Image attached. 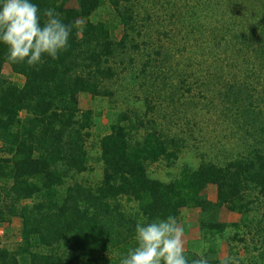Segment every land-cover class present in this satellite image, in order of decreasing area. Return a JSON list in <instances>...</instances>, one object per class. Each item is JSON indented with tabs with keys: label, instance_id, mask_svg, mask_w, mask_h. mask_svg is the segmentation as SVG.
<instances>
[{
	"label": "trees",
	"instance_id": "trees-1",
	"mask_svg": "<svg viewBox=\"0 0 264 264\" xmlns=\"http://www.w3.org/2000/svg\"><path fill=\"white\" fill-rule=\"evenodd\" d=\"M30 2L73 28L67 49L35 66L9 63L0 43V228L20 223L0 264H120L137 223H179L183 209L199 213L209 264H264V0ZM105 7L115 20H94ZM81 94L115 107L106 134ZM185 153L195 162L174 179L151 175ZM224 209L240 222L222 221Z\"/></svg>",
	"mask_w": 264,
	"mask_h": 264
},
{
	"label": "clouds",
	"instance_id": "clouds-1",
	"mask_svg": "<svg viewBox=\"0 0 264 264\" xmlns=\"http://www.w3.org/2000/svg\"><path fill=\"white\" fill-rule=\"evenodd\" d=\"M41 16L45 19L41 22ZM79 24V21L76 22ZM73 25L65 24L54 8L41 10L30 0H0V43L7 47L9 63L35 66L43 56L58 58L67 49ZM183 228L169 215L137 223L135 246L120 264H209L202 253L189 262L185 255ZM224 264H239L230 256Z\"/></svg>",
	"mask_w": 264,
	"mask_h": 264
},
{
	"label": "rangeland",
	"instance_id": "rangeland-1",
	"mask_svg": "<svg viewBox=\"0 0 264 264\" xmlns=\"http://www.w3.org/2000/svg\"><path fill=\"white\" fill-rule=\"evenodd\" d=\"M94 20H105L112 22L114 17L111 14L109 8H102L95 16ZM116 36L120 37V31L116 32ZM4 74L11 81H14L18 84L24 82L22 76L12 73L11 69L6 66L4 69ZM80 107L83 111L92 110L96 115V125L93 129L96 136L104 135L109 131V125L115 120V107L110 105L107 101L101 99H94L91 95L81 94L80 95ZM215 136L222 139V130L216 129ZM218 138V139H219ZM199 140L203 141L202 138ZM193 144L190 143V147ZM197 146L201 144L197 143ZM195 162L194 156L189 153H185L181 159L177 162L176 166L173 168H168L166 163L161 162L154 164L150 167V173L153 177L158 178L162 181H170L178 176L181 166L187 162ZM96 171L87 176L93 182L97 181L98 177L101 175V166H95ZM206 194L209 199L215 201L217 198V190L215 186H209L206 190ZM220 219L227 223H239L240 216L234 213L227 211L226 209L222 210L220 214ZM179 224L182 226L183 232V241L185 251H195L202 252L204 248V242L201 241V235L199 230V213L195 210L183 209ZM20 242V223L17 220L5 224L4 227L0 228V246L7 247L9 249H15L16 245ZM221 252L219 258L221 260L228 258V245L226 242L221 241ZM240 259H246V253L242 248L239 249Z\"/></svg>",
	"mask_w": 264,
	"mask_h": 264
}]
</instances>
